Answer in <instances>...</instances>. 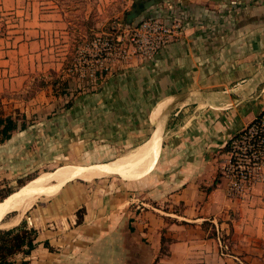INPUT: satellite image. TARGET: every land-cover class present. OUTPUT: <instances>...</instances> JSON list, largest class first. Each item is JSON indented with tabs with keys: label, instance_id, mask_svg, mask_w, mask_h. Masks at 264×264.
<instances>
[{
	"label": "crops",
	"instance_id": "obj_1",
	"mask_svg": "<svg viewBox=\"0 0 264 264\" xmlns=\"http://www.w3.org/2000/svg\"><path fill=\"white\" fill-rule=\"evenodd\" d=\"M19 6L4 1V9ZM163 8L185 20L181 37L151 60L132 59L112 70L94 88H80L62 73L38 26L0 37L1 104L5 115L26 122L22 128L19 121L0 152H13L16 161L62 147L77 155L97 138L134 148L110 161L73 166L111 169L102 176L121 178L65 189L69 181L54 182L45 197L57 196L34 208L29 222L39 231L37 246L13 264H227L220 236L207 237L202 223L228 233L226 219L238 210L233 226L243 238L251 216L244 202L227 197L220 167L230 138L264 106V0H172L155 11ZM253 191L250 203L257 207L250 210L261 204L264 211V183ZM133 203L145 207L133 212ZM82 207L84 219L76 224ZM163 235L174 241L168 258L155 262ZM93 250L100 256H91Z\"/></svg>",
	"mask_w": 264,
	"mask_h": 264
},
{
	"label": "rangeland",
	"instance_id": "obj_2",
	"mask_svg": "<svg viewBox=\"0 0 264 264\" xmlns=\"http://www.w3.org/2000/svg\"><path fill=\"white\" fill-rule=\"evenodd\" d=\"M4 1L5 0H0V6L3 8L0 9V17H3V19L0 20V37H4L7 32L11 30L23 29L25 27L34 28L38 26V29L40 28L45 32V35L47 34V56L53 55V57L59 58L56 62H59V65L62 64V73L65 74H67V68L70 66L79 48L84 45L85 42L90 41L97 35L117 34L122 32L123 25L127 22L126 20L130 18L132 6L135 3V0H15V4H21L22 7L19 6L18 9L10 10L4 9ZM160 4L164 5L165 1ZM6 5L7 3H5V6ZM156 7L157 5L141 12L139 19L152 15ZM1 10H3V12L13 11L14 13L2 15ZM55 21H57V24H55ZM56 30H58L57 35H55ZM50 48L51 51L49 50ZM72 78L75 79L74 77ZM78 92L79 91L76 92L77 95L81 96L82 94ZM62 107L63 106H61L60 109ZM0 111L6 114L2 104H0ZM262 112H264V106L255 116ZM17 116L22 117L20 115ZM88 148L89 150L87 153L81 149H77L76 155L71 153L68 154L70 150L67 152V149L62 147V149H57V151L60 152L52 155L46 153L25 155L26 157L21 155L18 161L14 159L15 157H10L11 153L14 154L13 152H0V194H5L10 189H16L9 194L11 195L21 189H26L42 174L55 172L60 168L73 167L76 166V164L79 166L81 164L110 161L134 149L132 145L123 147L117 145L114 148L113 144H109L98 138L95 139L94 142H91ZM110 171L111 169L106 171V173ZM108 178H121V176L118 174H107L92 181L76 179L69 182L66 187L64 186V189L72 185L83 186L84 183L92 184ZM22 181H26V183L19 187V183ZM256 186L253 187L245 198L231 199L244 202L243 204L246 208L243 212H246V216H251L247 217V222H245L246 226L242 232L243 238H239V233L235 231L233 226L234 221L238 220L240 217L239 213L241 211L239 210L235 213L231 212L228 219H226L230 228L228 233L225 231L219 233L217 231L222 244L220 256L225 260L229 259L227 264H264V225L260 224V220L264 223V211L261 210V204L259 205L258 211L255 212L250 210L251 208L254 209L257 207L255 201L252 202L253 205L250 203L251 200H253L252 196L255 195L253 190ZM55 196L57 195L39 198L34 203V207L32 206V208L26 212L22 220H27L28 225L32 227L33 225H30L29 222L33 220V215L35 214L34 208L40 207L43 203L48 205L49 200ZM137 206V203L130 205L133 212H139L145 207L141 205V208H137ZM177 207L181 208V206ZM148 208L150 209V207H147V209ZM79 210H85V208H79L77 213ZM84 213L85 211L83 212V219ZM77 220L78 216L76 218V224ZM134 220L133 218V221ZM48 223H51V221H48ZM210 230L212 229L210 228ZM170 243L171 242L166 243L168 255L170 254ZM52 248V250H57L56 247ZM143 253L144 250L137 251L138 256ZM90 255L100 256L97 254V250H93V253ZM168 255L163 257L168 258ZM165 264L181 263H178V260H174L172 263L166 261Z\"/></svg>",
	"mask_w": 264,
	"mask_h": 264
},
{
	"label": "built area",
	"instance_id": "obj_3",
	"mask_svg": "<svg viewBox=\"0 0 264 264\" xmlns=\"http://www.w3.org/2000/svg\"><path fill=\"white\" fill-rule=\"evenodd\" d=\"M167 10L154 11L133 24L125 23L117 34L97 35L85 42L67 74L80 88H94L109 72L132 59L155 58L185 31V20ZM220 170L230 199H243L254 186L264 183V112L230 138Z\"/></svg>",
	"mask_w": 264,
	"mask_h": 264
},
{
	"label": "trees",
	"instance_id": "obj_4",
	"mask_svg": "<svg viewBox=\"0 0 264 264\" xmlns=\"http://www.w3.org/2000/svg\"><path fill=\"white\" fill-rule=\"evenodd\" d=\"M129 19L126 20V23L133 24L134 21H128ZM0 112V143H3L6 140L11 139L13 132L18 129L19 121H21L22 128L26 127V122L25 118L18 116L15 117L13 115H5L2 111ZM24 183H26V181L20 182L19 187ZM15 190L16 189H10L5 194H0V201H4L9 198V194ZM84 211L85 210L78 211L77 224L82 223ZM202 228L206 233L210 232L207 233V237L213 238L218 236L216 226L213 222L209 220L203 221ZM210 228L212 230H210ZM131 230H134V228H131ZM38 236V229L33 226L30 227L27 220H22V222H20L18 225L11 228L0 229V264H13L19 255H22L23 257L30 256L32 251L37 246ZM172 241H174L173 238H167L164 235L162 236L161 247L155 262H158L163 256L168 255L166 243ZM44 244L49 249H53L47 241H45ZM24 264H28V261H24Z\"/></svg>",
	"mask_w": 264,
	"mask_h": 264
},
{
	"label": "bare ground",
	"instance_id": "obj_5",
	"mask_svg": "<svg viewBox=\"0 0 264 264\" xmlns=\"http://www.w3.org/2000/svg\"><path fill=\"white\" fill-rule=\"evenodd\" d=\"M105 172L106 170L98 167H69L42 174L28 188L17 191L6 200L0 201V228H11L18 225L22 221L26 211L41 196L44 195L45 197V195L52 194L51 185L54 182H70L78 178L92 179L93 177L104 175Z\"/></svg>",
	"mask_w": 264,
	"mask_h": 264
},
{
	"label": "water",
	"instance_id": "obj_6",
	"mask_svg": "<svg viewBox=\"0 0 264 264\" xmlns=\"http://www.w3.org/2000/svg\"><path fill=\"white\" fill-rule=\"evenodd\" d=\"M140 1H142V0H135V3L133 4L132 10H131L132 17H130V19L128 21L133 20L134 22H137L140 20L139 16H140L141 12L146 11L152 7H155L156 5H158L164 1H172V0H146V1H142L138 5L137 2H140ZM0 229H2V228H0Z\"/></svg>",
	"mask_w": 264,
	"mask_h": 264
},
{
	"label": "flooded vegetation",
	"instance_id": "obj_7",
	"mask_svg": "<svg viewBox=\"0 0 264 264\" xmlns=\"http://www.w3.org/2000/svg\"><path fill=\"white\" fill-rule=\"evenodd\" d=\"M142 1H146V0H142ZM142 1L137 2V4L139 5ZM138 5H137V6H138ZM130 17H132V15H130Z\"/></svg>",
	"mask_w": 264,
	"mask_h": 264
}]
</instances>
